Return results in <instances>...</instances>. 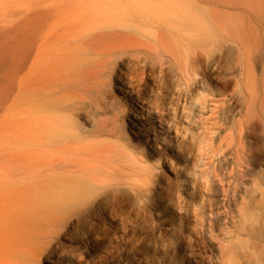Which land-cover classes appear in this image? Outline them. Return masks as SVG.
Segmentation results:
<instances>
[{
  "label": "bare ground",
  "instance_id": "bare-ground-1",
  "mask_svg": "<svg viewBox=\"0 0 264 264\" xmlns=\"http://www.w3.org/2000/svg\"><path fill=\"white\" fill-rule=\"evenodd\" d=\"M63 1L72 9L63 12L62 23L44 9L27 14L21 23L22 60L10 73L23 70V112L9 123V135L0 137V264H106L123 254L128 264H178L173 259L176 244L189 247L178 194L169 176L144 156L145 151L151 156L162 152L154 127L162 123L161 115L154 100L141 101L129 89L126 72L160 73L168 94L178 99L187 96L179 83L196 74L221 94L233 88L238 130L259 142L264 77L260 81L252 68L251 25L258 24L264 40V12H250L249 0H243L239 22L222 24L221 19L232 20L233 15L211 12L210 30L191 35L183 28L191 21L187 7L216 0ZM130 8L136 24L150 21L148 11H163L164 21H155V37L136 28H89L109 20L112 9ZM83 50H104L107 58L90 62L82 57ZM109 69L114 70L116 89L103 81ZM120 94L129 104H121ZM263 155L256 168L264 166ZM181 174L183 188L192 191L195 178ZM257 205L255 199L254 205L238 206L241 229L256 217ZM215 207L223 231L219 202ZM154 211L164 216L169 229L164 239L152 235L156 244L148 245L142 240L143 224ZM122 237L132 241L120 247ZM235 237L217 242L222 262L233 264L234 244L245 245L240 233Z\"/></svg>",
  "mask_w": 264,
  "mask_h": 264
},
{
  "label": "rangeland",
  "instance_id": "rangeland-1",
  "mask_svg": "<svg viewBox=\"0 0 264 264\" xmlns=\"http://www.w3.org/2000/svg\"><path fill=\"white\" fill-rule=\"evenodd\" d=\"M242 1L216 0L197 3L194 7L188 5L191 21L183 25V28L187 34L203 35L210 30L209 15L215 11L233 15L232 20L221 19L222 24H236L239 22L237 19L242 16L240 10L245 7L241 4ZM65 2L69 1L0 0V137L9 135V123L12 120H19L23 112V101L19 93L23 70L20 69L21 71L15 75L10 73L22 60L20 29L23 18L29 13L44 9L53 12L54 21L62 23L66 15L64 13H70L72 6ZM247 6L250 12H264V0H249ZM129 11L112 9L109 20L93 23L89 28L95 26L102 30L136 28L139 33L153 38L158 33L155 21L158 19L164 21L166 17L160 9L148 11L150 21L144 23L138 21L136 24L133 20L136 12L132 8ZM251 26L255 27L252 68L261 81L264 77L263 34L258 24L253 22ZM104 54V50L82 51V57L90 62L104 60L107 58ZM114 76V70L109 69L103 78L105 84L112 89L118 87ZM156 78L158 84L153 83V79ZM126 81L129 89L137 93L138 99L154 100L161 115L162 123H156L154 127L159 136L162 152L151 156L145 151L144 156L158 172L169 176L178 194V207L184 224L183 233L189 241V247L183 250V245L178 242L175 247L177 253L175 251L173 253L174 261L176 260L178 264H228L222 262L215 246L222 238L232 239L240 233L245 245L234 244L236 237L233 239L232 244L237 246V257L233 264H262L264 195L261 196V189L264 190V166L256 168L255 163L259 155L264 154V134L259 142L253 143L244 133L239 132L236 123L237 103L231 98L234 94L233 88L221 94L210 82L204 81L200 74H196L179 83L178 88L187 96L178 99L168 94V86L158 72L144 69L129 71L126 72ZM156 93H159L157 98L154 97ZM122 96H119L121 104H129L128 99ZM229 109L231 112L227 113ZM227 114L229 116H226ZM239 152L242 154L240 158ZM183 171L195 178V188L190 192L182 186ZM254 183H257L256 187ZM255 199L259 201L257 215L253 220L245 222L244 228L241 229L242 223L237 215L238 206L241 202L254 205ZM217 202L220 204L218 211L222 218L223 231L218 229L219 222L215 220ZM163 217L157 211L146 217L142 234L144 235L142 240L146 242L144 244H156L155 239H150L152 235L156 239L165 238L169 223ZM210 235L213 236V240L209 239ZM120 240V247H125L132 238L122 237ZM148 245L143 246L150 248ZM150 255L147 254V258ZM95 256L98 261L103 260V255ZM113 256L115 258L110 257L108 263L128 264L124 254L119 255V259L116 255Z\"/></svg>",
  "mask_w": 264,
  "mask_h": 264
}]
</instances>
